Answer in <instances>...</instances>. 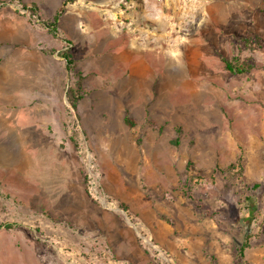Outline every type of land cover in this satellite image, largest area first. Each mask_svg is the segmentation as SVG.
Returning <instances> with one entry per match:
<instances>
[{
	"label": "rangeland",
	"instance_id": "obj_1",
	"mask_svg": "<svg viewBox=\"0 0 264 264\" xmlns=\"http://www.w3.org/2000/svg\"><path fill=\"white\" fill-rule=\"evenodd\" d=\"M0 1L26 21L21 55L45 57L29 103L4 102L0 222L15 226L0 228V264H264V0H72L56 34L51 0ZM130 37L156 54L137 63L134 108L109 70Z\"/></svg>",
	"mask_w": 264,
	"mask_h": 264
},
{
	"label": "crops",
	"instance_id": "obj_2",
	"mask_svg": "<svg viewBox=\"0 0 264 264\" xmlns=\"http://www.w3.org/2000/svg\"><path fill=\"white\" fill-rule=\"evenodd\" d=\"M62 1V2H61ZM9 2L4 5L0 1V123L4 121V108L11 111V105H6L4 102L13 100L20 108L19 101L22 106L30 101V94L35 86L37 77L35 76V62L44 61L45 57L37 54L35 49L27 52L20 51V24L26 22L21 20L19 11ZM33 3V2H32ZM63 0H51V6L55 11L62 5ZM64 22L71 26V30H77L78 13L73 11L70 16H66ZM134 38L130 37V41L117 47L114 46L110 53L109 60L113 58L115 61L110 65L109 69L113 73V78L116 82L124 85V90L127 89L129 96H127L128 105L133 107L143 102L138 88L141 84L140 77L142 71L139 65L143 57H156L155 51L149 47H142L136 45ZM115 44V43H114ZM49 64L47 70L43 71L44 87L50 89L54 85L53 73L50 67L51 60L48 59ZM45 66V65H44ZM136 67V68H135ZM46 69V66H45ZM42 76L40 78H42ZM54 81V82H53ZM11 114V113H9ZM18 115V114H17ZM7 119H11L10 115ZM261 255L263 253H260ZM263 260V256L261 257Z\"/></svg>",
	"mask_w": 264,
	"mask_h": 264
},
{
	"label": "trees",
	"instance_id": "obj_3",
	"mask_svg": "<svg viewBox=\"0 0 264 264\" xmlns=\"http://www.w3.org/2000/svg\"><path fill=\"white\" fill-rule=\"evenodd\" d=\"M72 0H64L62 5L59 7V9L57 10L56 14L54 15L53 19L50 21H42L43 25H45V27H47L53 34L57 33V23L61 17V15L63 14V12L66 10L67 4L69 2H71ZM29 9H31L33 16L36 15L37 13V7L36 6H32L29 7ZM61 54L62 57L65 58L66 60V68L68 71L72 72L75 70V66H74V59H73V55L72 53L68 50V49H63L59 52ZM221 59L224 63V66L227 70L231 71V72H235V73H244L249 71L254 64L252 63H248V62H239V58L235 57V58H228L226 56H221ZM75 76H76V81L74 86L69 87L67 95H68V99L71 103V106L73 108H76L80 99L83 98V86H82V81H83V76L80 72H75ZM126 121L129 124H133V121L131 119H129L128 117H126ZM191 164V163H190ZM241 156H239L237 158V160L231 164H229L227 167H220L217 166V169L220 171H230L232 169H235L236 165L239 166L240 170L243 168L241 165ZM255 187H258L259 184L256 183L254 185ZM250 198V197H248ZM255 207H250L249 211L247 213V218L250 219L252 217L253 211H254ZM15 226V223L12 222H0V228L4 227V228H12ZM246 246H248V241L245 240L241 247H240V252L242 253L244 251V249L246 248Z\"/></svg>",
	"mask_w": 264,
	"mask_h": 264
}]
</instances>
